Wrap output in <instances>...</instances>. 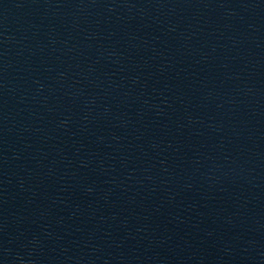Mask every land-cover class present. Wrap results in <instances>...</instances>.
Instances as JSON below:
<instances>
[{"label":"water","instance_id":"95a60500","mask_svg":"<svg viewBox=\"0 0 264 264\" xmlns=\"http://www.w3.org/2000/svg\"><path fill=\"white\" fill-rule=\"evenodd\" d=\"M36 264H264V0H113Z\"/></svg>","mask_w":264,"mask_h":264}]
</instances>
